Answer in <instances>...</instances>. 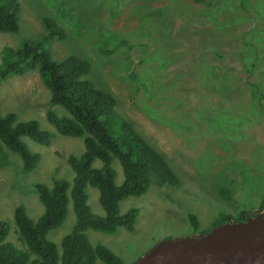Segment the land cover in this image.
Returning <instances> with one entry per match:
<instances>
[{
    "label": "rangeland",
    "instance_id": "obj_1",
    "mask_svg": "<svg viewBox=\"0 0 264 264\" xmlns=\"http://www.w3.org/2000/svg\"><path fill=\"white\" fill-rule=\"evenodd\" d=\"M17 1L18 28L0 32V52L30 41L47 47L55 61L69 55L86 59L90 67L82 77L113 95L115 113L162 154L179 180L158 185L151 175L143 194L118 203L119 213L137 208L133 230L117 227L105 234L88 228L90 243L103 244L123 264H133L161 241L201 234L224 213L256 211L264 200V0ZM45 16L64 31L62 39L43 37ZM122 39L126 42L118 45ZM247 60L255 66L248 67ZM252 81L258 100L252 98ZM49 99L36 70L0 80L1 112L35 119L50 133L48 145L22 137L39 155L32 170L23 172L21 159L8 150L0 165V220L8 224L6 241L20 249L25 247L13 208L23 205L35 221L43 207L33 184L51 186L54 178L70 182L67 156L84 149L82 137L60 135L47 122L48 109L67 115ZM110 166L120 184L118 160L113 157ZM86 193L90 210L102 216L97 189L87 185ZM188 213L196 216L198 229L191 227ZM73 221L68 205L62 222L46 233L57 255Z\"/></svg>",
    "mask_w": 264,
    "mask_h": 264
},
{
    "label": "trees",
    "instance_id": "obj_2",
    "mask_svg": "<svg viewBox=\"0 0 264 264\" xmlns=\"http://www.w3.org/2000/svg\"><path fill=\"white\" fill-rule=\"evenodd\" d=\"M20 7L17 0H0V32L14 33L18 28ZM44 38L62 39L64 31L51 18H41ZM251 34V33H249ZM126 40L118 41V45ZM244 45H252L244 40ZM127 49H130L129 47ZM98 50L103 53L102 47ZM248 67L255 63L247 60ZM90 64L75 55L55 61L49 50L40 42L24 41L16 48L4 46L0 52V80L12 75H22L27 70H36L50 94L49 102L62 107L67 115L58 116L51 109L46 110L47 122L63 136L82 137L83 151L79 155H68L67 163L73 171L72 180L54 178L51 186L34 183L33 188L42 204V212L35 221L31 220L23 205L13 208L12 219L18 240L24 249L6 241L8 224L0 220V264H123L121 259L100 243L92 244L85 230L93 229L113 233L117 227L133 230L138 210L135 207L123 213L118 212V203L127 196L143 194L154 175L158 185H177L179 180L162 154L152 148L133 128L132 123L114 111L115 99L104 89H99L82 76ZM246 71L249 72L248 69ZM132 74V73H130ZM252 98L258 100L259 88L249 83ZM26 136L42 145L50 142V133L39 128L35 119L17 120L15 112L0 110V165L6 163L8 150L21 159L23 172L32 170L39 155L30 151L22 140ZM121 166L123 178L115 184V171L110 166L112 158ZM95 159L101 166L95 168ZM98 191V202L104 214H94L86 200V186ZM74 214L71 229L60 238V254L56 245L47 239L46 233L58 226L65 217L67 204ZM264 210V200L256 211ZM241 209L233 216L223 214L200 229L201 234L210 227L229 220L242 221L241 214H254ZM187 218L193 230L199 228L196 216L188 213Z\"/></svg>",
    "mask_w": 264,
    "mask_h": 264
},
{
    "label": "water",
    "instance_id": "obj_3",
    "mask_svg": "<svg viewBox=\"0 0 264 264\" xmlns=\"http://www.w3.org/2000/svg\"><path fill=\"white\" fill-rule=\"evenodd\" d=\"M133 264H264V210L203 234L161 241Z\"/></svg>",
    "mask_w": 264,
    "mask_h": 264
},
{
    "label": "flooded vegetation",
    "instance_id": "obj_4",
    "mask_svg": "<svg viewBox=\"0 0 264 264\" xmlns=\"http://www.w3.org/2000/svg\"><path fill=\"white\" fill-rule=\"evenodd\" d=\"M258 212H260V211H255V212H253L252 214H256V213H258ZM241 216H242V219H241V220H243V219H245L248 215L241 214Z\"/></svg>",
    "mask_w": 264,
    "mask_h": 264
},
{
    "label": "crops",
    "instance_id": "obj_5",
    "mask_svg": "<svg viewBox=\"0 0 264 264\" xmlns=\"http://www.w3.org/2000/svg\"><path fill=\"white\" fill-rule=\"evenodd\" d=\"M86 202H87V201H86ZM68 205H70V203L67 204V207H68ZM88 206H89V205H88ZM70 207H71V205H70ZM93 213H94V212H93ZM94 214H95V213H94ZM87 230H89V229H87ZM105 234H107V233H105ZM109 234H110V233H109Z\"/></svg>",
    "mask_w": 264,
    "mask_h": 264
},
{
    "label": "bare ground",
    "instance_id": "obj_6",
    "mask_svg": "<svg viewBox=\"0 0 264 264\" xmlns=\"http://www.w3.org/2000/svg\"><path fill=\"white\" fill-rule=\"evenodd\" d=\"M162 252L166 254V252L164 250Z\"/></svg>",
    "mask_w": 264,
    "mask_h": 264
}]
</instances>
